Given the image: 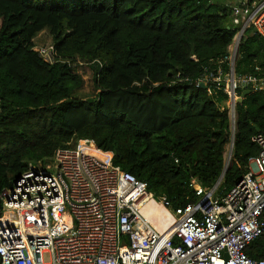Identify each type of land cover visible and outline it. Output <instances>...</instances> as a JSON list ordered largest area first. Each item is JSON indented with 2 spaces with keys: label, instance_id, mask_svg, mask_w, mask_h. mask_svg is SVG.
Segmentation results:
<instances>
[{
  "label": "trees",
  "instance_id": "16d2710c",
  "mask_svg": "<svg viewBox=\"0 0 264 264\" xmlns=\"http://www.w3.org/2000/svg\"><path fill=\"white\" fill-rule=\"evenodd\" d=\"M239 24L216 0H0V193L30 163L81 140L146 182L153 204L198 202L192 179L210 187L223 176L218 195L228 192L258 154L252 137L264 130V88L239 91L250 93L237 105L233 136L224 87L199 81L229 70ZM46 29L55 63L34 50ZM79 61L94 72L92 101L79 94ZM235 71L264 78V38L253 27L240 39ZM246 252L264 259V233Z\"/></svg>",
  "mask_w": 264,
  "mask_h": 264
},
{
  "label": "built area",
  "instance_id": "2783aa9c",
  "mask_svg": "<svg viewBox=\"0 0 264 264\" xmlns=\"http://www.w3.org/2000/svg\"><path fill=\"white\" fill-rule=\"evenodd\" d=\"M226 5L241 21V37L253 27L264 38V0ZM34 50L49 63L58 60L53 43ZM230 51L229 70L199 84L224 87L234 123L239 91L263 89L264 78L237 75L238 51L233 44ZM252 141L258 154L225 194L218 195L221 179L210 187L192 179L198 202L174 208L165 197L158 200L160 218L175 219L167 229L147 214L154 198L147 183L114 164L113 155L102 158L92 149L109 152L89 140L60 148L46 167L30 163L1 191L0 264H264L246 252L264 233V130Z\"/></svg>",
  "mask_w": 264,
  "mask_h": 264
},
{
  "label": "rangeland",
  "instance_id": "374dc122",
  "mask_svg": "<svg viewBox=\"0 0 264 264\" xmlns=\"http://www.w3.org/2000/svg\"><path fill=\"white\" fill-rule=\"evenodd\" d=\"M220 3H225L226 0H216ZM242 32H238L237 34V38L233 43V48L237 47V44L239 43V38L241 37ZM53 43V37L52 35L49 33V31L46 29L42 32H40L36 37H35V44L36 47H40L42 45H48ZM78 71L82 74L84 80H85V84L84 87L82 88V90L79 92L80 96L87 98L90 97L91 99L93 97L96 96L97 94V88L94 82V72L93 69L88 65V64H84L82 66L78 67ZM235 125L236 122H231V128H232V132H233V136H234V132H235ZM233 141L234 138L232 140V142L229 144V146L227 147V151H226V168L230 165L231 160H232V151H233ZM50 160L47 161H42L40 162L38 165L42 166V167H46L49 164ZM151 215L155 218V221L159 224L160 228L162 229H167L169 228L173 223L174 220L169 221V219L167 220H162L158 217V215L156 213H151ZM45 260H48V256L45 255Z\"/></svg>",
  "mask_w": 264,
  "mask_h": 264
},
{
  "label": "bare ground",
  "instance_id": "6f19581e",
  "mask_svg": "<svg viewBox=\"0 0 264 264\" xmlns=\"http://www.w3.org/2000/svg\"><path fill=\"white\" fill-rule=\"evenodd\" d=\"M92 150H93V152H95L96 154L101 156L102 158H108L109 157V156L102 155L101 152H98L96 149H92ZM151 213H156L159 218H160V215L163 214L162 210L157 207V204H153V203H151V208L149 209V211H147V214L151 215Z\"/></svg>",
  "mask_w": 264,
  "mask_h": 264
},
{
  "label": "water",
  "instance_id": "95a60500",
  "mask_svg": "<svg viewBox=\"0 0 264 264\" xmlns=\"http://www.w3.org/2000/svg\"><path fill=\"white\" fill-rule=\"evenodd\" d=\"M202 86H205L203 83L201 84ZM250 93V90L249 89H246V90H244L243 91V93H242V95H241V97L238 99V103H242L243 102V100H244V98H245V96L247 95V94H249ZM93 99H90V101H92ZM233 146H234V142H233ZM223 177V176H222ZM222 177L220 178L221 180H222Z\"/></svg>",
  "mask_w": 264,
  "mask_h": 264
},
{
  "label": "crops",
  "instance_id": "0c3cea01",
  "mask_svg": "<svg viewBox=\"0 0 264 264\" xmlns=\"http://www.w3.org/2000/svg\"><path fill=\"white\" fill-rule=\"evenodd\" d=\"M236 19L237 20H239L237 17H236ZM232 46V45H231ZM238 47H239V45H237V47H235V49L238 51ZM109 153H111V152H109ZM112 154V153H111ZM113 155V154H112Z\"/></svg>",
  "mask_w": 264,
  "mask_h": 264
}]
</instances>
